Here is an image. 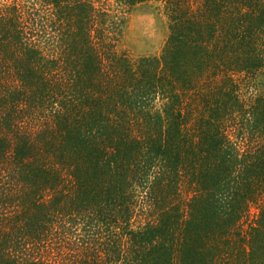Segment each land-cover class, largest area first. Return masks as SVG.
<instances>
[{"label":"trees","instance_id":"1","mask_svg":"<svg viewBox=\"0 0 264 264\" xmlns=\"http://www.w3.org/2000/svg\"><path fill=\"white\" fill-rule=\"evenodd\" d=\"M0 264H264V0H0Z\"/></svg>","mask_w":264,"mask_h":264},{"label":"rangeland","instance_id":"2","mask_svg":"<svg viewBox=\"0 0 264 264\" xmlns=\"http://www.w3.org/2000/svg\"><path fill=\"white\" fill-rule=\"evenodd\" d=\"M127 18L126 33L119 51L134 56L161 52L168 30L159 5L154 2L139 5Z\"/></svg>","mask_w":264,"mask_h":264}]
</instances>
